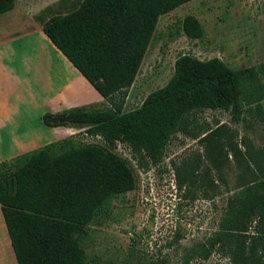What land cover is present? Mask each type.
<instances>
[{
	"label": "trees",
	"instance_id": "16d2710c",
	"mask_svg": "<svg viewBox=\"0 0 264 264\" xmlns=\"http://www.w3.org/2000/svg\"><path fill=\"white\" fill-rule=\"evenodd\" d=\"M189 1L60 0L58 7L66 12L37 15L45 35L108 105L56 113L69 114L62 125L81 126L77 134L99 136L101 142L70 135L0 163V208L17 264H86L82 242L87 227L108 214L114 198L137 184L132 165L116 152L117 143L127 146L138 167L147 170L163 162L178 132L203 146L202 154L171 161L179 190L193 187L216 195L217 181H225L223 169L231 158L240 170L235 196L210 237V248L226 245L233 264H264V147H254L245 137L235 140L236 132L225 123L200 132L190 120L206 109H221L234 122L251 125L249 117L264 122V61L235 70L217 56L181 54L169 80L139 107L124 111L158 18ZM15 2L0 0V14ZM181 28L191 39L203 35L194 15H186ZM246 92V104L254 103L249 117L243 114ZM51 115L44 114L45 124H54L47 120Z\"/></svg>",
	"mask_w": 264,
	"mask_h": 264
},
{
	"label": "rangeland",
	"instance_id": "374dc122",
	"mask_svg": "<svg viewBox=\"0 0 264 264\" xmlns=\"http://www.w3.org/2000/svg\"><path fill=\"white\" fill-rule=\"evenodd\" d=\"M59 1L16 0L12 10L0 14L2 26L18 32L40 29L37 15L47 18L68 10L59 8ZM186 15H194L201 23L200 38L191 39L184 34L181 23ZM185 53L200 59L217 56L235 70L264 61V0H191L161 15L128 90L124 111L139 107L151 91L163 86L173 74L175 59ZM249 95L246 92L242 100L246 117L254 106L246 104ZM262 103L264 106V98ZM107 105L102 98L91 107ZM248 119L251 125L243 120L234 122L231 114L221 109H206L190 117L194 130L203 132L225 123L236 132L235 140L245 137L254 147H264V122ZM51 126H63L70 132L67 136L75 135L85 142H101L99 136L77 134L83 130L81 126ZM116 152L132 165L137 184L134 190L114 198L108 214L87 227L82 242L86 264H149L155 260L163 264H233L226 245L219 243L210 248V237L224 219L229 199L235 196L240 170L233 158L223 169L225 181H217L220 192L204 195L193 187L179 190L175 183L171 161L179 163L203 153V146L188 134H174L163 162L147 170L138 167L123 143H117ZM253 225L249 234L254 232Z\"/></svg>",
	"mask_w": 264,
	"mask_h": 264
},
{
	"label": "crops",
	"instance_id": "0c3cea01",
	"mask_svg": "<svg viewBox=\"0 0 264 264\" xmlns=\"http://www.w3.org/2000/svg\"><path fill=\"white\" fill-rule=\"evenodd\" d=\"M30 29L7 30L0 20V163L70 133L45 124V113L91 107L103 98L42 27ZM11 262L17 264L0 208V264Z\"/></svg>",
	"mask_w": 264,
	"mask_h": 264
},
{
	"label": "water",
	"instance_id": "95a60500",
	"mask_svg": "<svg viewBox=\"0 0 264 264\" xmlns=\"http://www.w3.org/2000/svg\"><path fill=\"white\" fill-rule=\"evenodd\" d=\"M51 123H63V122H69L70 116L69 114L65 115H51L47 119Z\"/></svg>",
	"mask_w": 264,
	"mask_h": 264
}]
</instances>
